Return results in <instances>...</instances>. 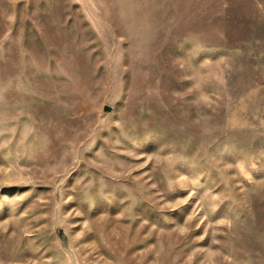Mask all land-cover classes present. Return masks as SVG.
I'll return each instance as SVG.
<instances>
[{"label":"rangeland","instance_id":"obj_1","mask_svg":"<svg viewBox=\"0 0 264 264\" xmlns=\"http://www.w3.org/2000/svg\"><path fill=\"white\" fill-rule=\"evenodd\" d=\"M0 264H264V0H0Z\"/></svg>","mask_w":264,"mask_h":264}]
</instances>
